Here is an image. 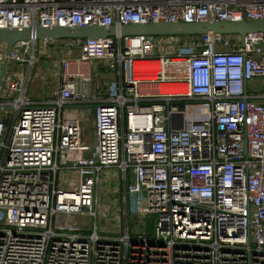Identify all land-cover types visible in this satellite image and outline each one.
Returning a JSON list of instances; mask_svg holds the SVG:
<instances>
[{
  "label": "built area",
  "instance_id": "obj_1",
  "mask_svg": "<svg viewBox=\"0 0 264 264\" xmlns=\"http://www.w3.org/2000/svg\"><path fill=\"white\" fill-rule=\"evenodd\" d=\"M243 17L264 21V0H0V30ZM40 47L56 56L57 87L34 103L27 89ZM6 49L0 43V264H264V91L245 90L264 83V32L243 46L237 36L116 35ZM102 73L114 79L91 91ZM68 167L75 189L56 184ZM105 169L143 194L132 198L133 228L97 227Z\"/></svg>",
  "mask_w": 264,
  "mask_h": 264
},
{
  "label": "water",
  "instance_id": "obj_2",
  "mask_svg": "<svg viewBox=\"0 0 264 264\" xmlns=\"http://www.w3.org/2000/svg\"><path fill=\"white\" fill-rule=\"evenodd\" d=\"M264 32V21H248L244 17L237 22L204 23H167L130 24L119 28L86 26L75 28H43L40 26L21 29L8 28L0 30V43L7 46L6 55L19 41L89 39L100 40L115 37H201V36H237L243 46L248 34ZM7 61L4 60L0 70V86ZM242 153L247 156L246 140L243 141Z\"/></svg>",
  "mask_w": 264,
  "mask_h": 264
},
{
  "label": "crops",
  "instance_id": "obj_3",
  "mask_svg": "<svg viewBox=\"0 0 264 264\" xmlns=\"http://www.w3.org/2000/svg\"><path fill=\"white\" fill-rule=\"evenodd\" d=\"M48 52L52 53V51ZM40 63L37 65V68L34 71L33 77L30 80V84L27 89V95L31 98L34 103L42 102V99L48 97L52 91L57 87V74L58 69L56 65L48 64L49 67L43 66L41 64V60L39 59ZM91 71L94 72L95 68H91ZM114 77L102 73L100 77L94 79V82L91 85V91H97L101 85L106 81L113 80ZM245 90L247 94H257L264 91V83L260 79H253L252 81L248 82L245 86ZM116 169H105L100 172L99 176V184L97 188V205H96V213H97V220L100 222L102 220V215L104 213L103 206L109 205L112 209L110 212L111 221L106 223L102 221L101 230L104 233H116L120 230V226L124 227L127 221L123 218L124 209H122V200L119 202L118 193L120 190L124 189V185L120 179L118 174V179H110L116 175ZM101 174H104V177L101 178ZM77 174L72 167L65 168L64 170H60L56 175V184L59 187H66L67 189H75L76 188V181H77ZM103 182V183H101ZM104 186V193L106 195V199L99 198V188ZM106 187L108 191L106 192ZM105 200L109 201L106 202ZM131 203L133 204L132 198H130ZM129 202H125L124 205L128 208ZM121 209V210H120ZM126 209V208H125ZM118 211H120L118 213ZM136 216V215H135ZM129 217V214H127ZM120 221H122L120 225Z\"/></svg>",
  "mask_w": 264,
  "mask_h": 264
},
{
  "label": "rangeland",
  "instance_id": "obj_4",
  "mask_svg": "<svg viewBox=\"0 0 264 264\" xmlns=\"http://www.w3.org/2000/svg\"><path fill=\"white\" fill-rule=\"evenodd\" d=\"M50 51V50H49ZM37 59H38V64L40 63V60L39 59H42L41 60V64L43 66H46V67H49L48 64H51V65H54L56 64V56L53 55L52 53L48 52V50L46 49H42L40 47V51H39V56H37ZM104 177V174H101V178ZM110 179H118V173H116L115 176H113L112 178H109L108 180ZM103 183V182H101ZM129 184L126 185L127 183L123 182L122 184L124 185V189L123 190H120V192L118 193V198H119V202L122 200V197H127L128 199V208L124 205V202L122 200V209H124V213H125V216H123V218L125 219V221H127L125 224L126 225H129V227L133 228L135 227L136 225V220H137V217L135 216L136 215V210L138 209H135V204L138 202V201H141L142 198H143V194L141 193H138V190L135 188L136 186H134L132 180H130L128 182ZM125 186L127 188H129V191L126 190ZM102 188H99V198L101 200V198H103V201L104 199H106V195L104 193V186H101ZM108 191L107 187H106V192ZM129 193V194H127ZM130 198H133V201L134 203L132 204L131 203V200ZM106 202L109 203V201L105 200ZM126 208V209H125ZM103 210H104V213L102 215V220L100 222H98V220L96 219V224L98 226L101 225L100 223H102V221H105L106 223L110 222L111 221V215H110V212H111V208L109 207V205H104L103 206ZM121 210V209H120ZM120 211H118L119 213ZM127 214H129V217H127ZM153 222H154V217L153 216H147L146 218V221H145V235L146 236H151L152 232H153ZM122 221H120V225H121ZM98 226V227H99ZM101 229V227H99ZM123 227L120 226V230L122 229Z\"/></svg>",
  "mask_w": 264,
  "mask_h": 264
},
{
  "label": "bare ground",
  "instance_id": "obj_5",
  "mask_svg": "<svg viewBox=\"0 0 264 264\" xmlns=\"http://www.w3.org/2000/svg\"><path fill=\"white\" fill-rule=\"evenodd\" d=\"M134 66H135V69H140V68H143L145 66V63L137 62L134 64Z\"/></svg>",
  "mask_w": 264,
  "mask_h": 264
}]
</instances>
